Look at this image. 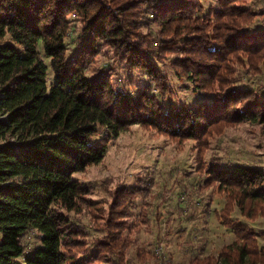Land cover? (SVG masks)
I'll return each instance as SVG.
<instances>
[{
  "label": "trees",
  "instance_id": "obj_1",
  "mask_svg": "<svg viewBox=\"0 0 264 264\" xmlns=\"http://www.w3.org/2000/svg\"><path fill=\"white\" fill-rule=\"evenodd\" d=\"M256 2L264 0H217L207 8L202 0H0V264H120L139 223L149 222L154 179L116 189L107 204L72 175L100 162L109 139L133 124L193 139L197 170L207 173L201 184L229 196L220 217L240 243L187 264H264L254 232L227 219L233 203L264 214V172L216 156L202 165L208 139L225 126H264V83L249 79L264 73V25L255 26L264 5ZM73 22L81 40L68 56ZM100 51L147 83L134 91L113 83L112 64L97 65ZM169 56L186 87L210 100L165 105L151 93V83L170 92L156 63ZM242 74L247 80L235 83ZM87 216L103 231L93 246ZM153 216L162 219L155 204ZM31 232L35 246L26 240Z\"/></svg>",
  "mask_w": 264,
  "mask_h": 264
},
{
  "label": "rangeland",
  "instance_id": "obj_2",
  "mask_svg": "<svg viewBox=\"0 0 264 264\" xmlns=\"http://www.w3.org/2000/svg\"><path fill=\"white\" fill-rule=\"evenodd\" d=\"M216 1L202 0L206 8L210 4L215 5ZM255 4L261 8L264 2ZM256 20L255 26L264 25L262 18L257 17ZM79 35V26L77 22H73L65 37L68 56L78 48L81 40ZM39 53L44 55L41 45ZM172 58L169 56L164 62L156 61L166 75L170 92L160 93L151 83V93L156 94L165 105L172 101L176 105L190 106L200 100H210L209 94L194 93L186 87L188 82L179 78L169 64ZM96 62L98 66L112 64L114 70L111 79L116 85L134 91L147 83L145 75L139 71L126 72L118 61H114L112 56L103 51L98 54ZM48 72V81H51L49 66ZM240 76L241 79L235 83L247 80L246 75ZM249 79L256 84L264 83V73ZM99 136L101 134L95 135L94 139ZM196 153L193 139L171 138L154 129L133 124L109 139L100 162L73 173L72 178L90 190L91 198L107 204L112 201L116 189L132 187L141 178L142 183L147 178L154 179L150 186L151 196L146 199L158 205L162 211V219L156 222L153 216L154 204L150 205L149 222L139 223L134 243L119 260L116 258L120 264H187L193 258H217L226 247H235L240 243L233 229L220 217V210L229 196L226 192L216 191V184L208 187L201 184V178L207 173L205 169L197 170L199 161ZM211 156L218 157L224 165H250L264 172V126L251 122L225 126L221 132L208 139L202 165L207 166ZM261 188H264V181ZM140 199L134 201L135 212L137 206L141 205ZM107 204H104L105 208ZM243 210L233 203L227 219L246 224L248 230L254 232L257 246L261 248L264 246V214L255 216L248 209ZM82 220L89 231L90 246H93V240L102 235L103 231L92 227L88 216ZM35 236V232L26 235V240L32 246L38 244ZM137 248L140 250H136ZM140 253L142 257L139 258Z\"/></svg>",
  "mask_w": 264,
  "mask_h": 264
},
{
  "label": "built area",
  "instance_id": "obj_3",
  "mask_svg": "<svg viewBox=\"0 0 264 264\" xmlns=\"http://www.w3.org/2000/svg\"><path fill=\"white\" fill-rule=\"evenodd\" d=\"M3 118V115H0V119H2Z\"/></svg>",
  "mask_w": 264,
  "mask_h": 264
}]
</instances>
